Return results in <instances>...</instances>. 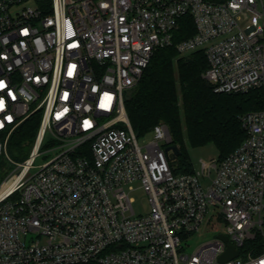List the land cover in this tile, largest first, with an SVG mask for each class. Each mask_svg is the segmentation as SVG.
I'll use <instances>...</instances> for the list:
<instances>
[{"label": "built area", "instance_id": "2783aa9c", "mask_svg": "<svg viewBox=\"0 0 264 264\" xmlns=\"http://www.w3.org/2000/svg\"><path fill=\"white\" fill-rule=\"evenodd\" d=\"M187 15L195 33L176 50L204 53L214 93L264 89V0H0V264H264V109L241 118L231 154L189 174L169 165L165 124L140 146L125 111ZM29 122L30 153L14 162L7 147ZM228 246L238 255L219 261Z\"/></svg>", "mask_w": 264, "mask_h": 264}, {"label": "trees", "instance_id": "16d2710c", "mask_svg": "<svg viewBox=\"0 0 264 264\" xmlns=\"http://www.w3.org/2000/svg\"><path fill=\"white\" fill-rule=\"evenodd\" d=\"M195 29L187 15L179 20L173 33V45L158 48L142 79L125 98L124 107L137 137L149 133L155 125L167 126L173 144L181 147L175 174L193 173L186 147L212 144L218 159L231 154L247 138L241 118L264 109V89L245 93L217 94L203 78L208 63L202 51L179 55L176 45L191 37ZM29 120H38L33 117ZM37 123L23 126L13 138L15 145L28 144L35 136ZM247 246L261 247L257 236Z\"/></svg>", "mask_w": 264, "mask_h": 264}, {"label": "rangeland", "instance_id": "374dc122", "mask_svg": "<svg viewBox=\"0 0 264 264\" xmlns=\"http://www.w3.org/2000/svg\"><path fill=\"white\" fill-rule=\"evenodd\" d=\"M124 96L126 98L127 94L124 93ZM149 138L150 136L147 133L137 137V141L140 146H143L149 140ZM33 139H31V141L28 144H23V145H15L12 139L7 147V154L9 158L14 162H22L26 158H28V155L30 153L33 144ZM186 151L190 163L193 169L195 170L199 169V160L209 161L213 159H218L219 156L217 149L212 144L200 148H191L187 146ZM42 162H44L42 158H39L37 160V164H40ZM0 164H2V161H0ZM6 167L9 170H11L12 168L10 163H7ZM131 198L134 201L132 206L134 208L136 215L143 214L144 210L147 209V201L144 193L140 190H136L134 193L131 194ZM214 225L219 227L217 228L214 226L202 225L196 233L192 234V236L183 240L182 244H183L184 253L191 254L196 247H198L200 244L208 240H211L214 236L217 235V233L221 230V228H223V224L214 223Z\"/></svg>", "mask_w": 264, "mask_h": 264}, {"label": "water", "instance_id": "95a60500", "mask_svg": "<svg viewBox=\"0 0 264 264\" xmlns=\"http://www.w3.org/2000/svg\"><path fill=\"white\" fill-rule=\"evenodd\" d=\"M164 153L166 154V158L169 161V165L171 166L172 170H175L178 166V159L181 155V147L177 144H170L164 148ZM220 239L226 241V237L219 236ZM238 252L233 249V247L228 246L225 252L219 257V261L225 262L233 257H236Z\"/></svg>", "mask_w": 264, "mask_h": 264}]
</instances>
